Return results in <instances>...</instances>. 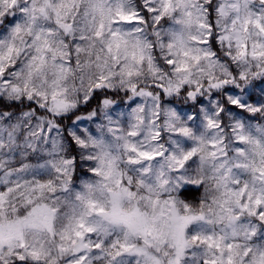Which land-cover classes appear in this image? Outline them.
Instances as JSON below:
<instances>
[{"label": "snow or ice", "instance_id": "snow-or-ice-1", "mask_svg": "<svg viewBox=\"0 0 264 264\" xmlns=\"http://www.w3.org/2000/svg\"><path fill=\"white\" fill-rule=\"evenodd\" d=\"M0 264H264V0H0Z\"/></svg>", "mask_w": 264, "mask_h": 264}]
</instances>
